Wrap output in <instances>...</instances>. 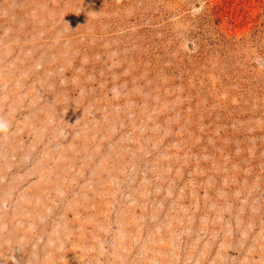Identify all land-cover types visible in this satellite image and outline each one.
Returning a JSON list of instances; mask_svg holds the SVG:
<instances>
[{
	"label": "rangeland",
	"instance_id": "obj_1",
	"mask_svg": "<svg viewBox=\"0 0 264 264\" xmlns=\"http://www.w3.org/2000/svg\"><path fill=\"white\" fill-rule=\"evenodd\" d=\"M0 264H264V0H0Z\"/></svg>",
	"mask_w": 264,
	"mask_h": 264
},
{
	"label": "clouds",
	"instance_id": "obj_2",
	"mask_svg": "<svg viewBox=\"0 0 264 264\" xmlns=\"http://www.w3.org/2000/svg\"><path fill=\"white\" fill-rule=\"evenodd\" d=\"M8 129V124L4 120H0V132H5Z\"/></svg>",
	"mask_w": 264,
	"mask_h": 264
}]
</instances>
